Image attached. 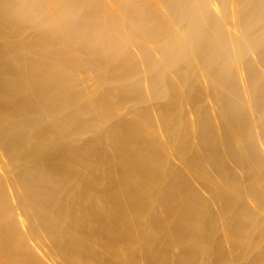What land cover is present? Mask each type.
<instances>
[{
	"label": "bare ground",
	"instance_id": "6f19581e",
	"mask_svg": "<svg viewBox=\"0 0 264 264\" xmlns=\"http://www.w3.org/2000/svg\"><path fill=\"white\" fill-rule=\"evenodd\" d=\"M0 264H264V0H0Z\"/></svg>",
	"mask_w": 264,
	"mask_h": 264
}]
</instances>
